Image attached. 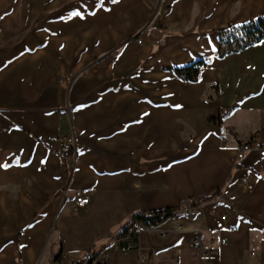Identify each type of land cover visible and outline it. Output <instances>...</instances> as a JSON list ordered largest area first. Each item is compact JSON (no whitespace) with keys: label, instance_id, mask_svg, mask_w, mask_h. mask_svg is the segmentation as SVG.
<instances>
[{"label":"crops","instance_id":"obj_1","mask_svg":"<svg viewBox=\"0 0 264 264\" xmlns=\"http://www.w3.org/2000/svg\"><path fill=\"white\" fill-rule=\"evenodd\" d=\"M261 15L264 0H0V264H264V157L235 167L223 147L226 131L264 142V41L218 57L221 30ZM199 61L197 82L176 75Z\"/></svg>","mask_w":264,"mask_h":264},{"label":"trees","instance_id":"obj_2","mask_svg":"<svg viewBox=\"0 0 264 264\" xmlns=\"http://www.w3.org/2000/svg\"><path fill=\"white\" fill-rule=\"evenodd\" d=\"M262 41H264V15L249 21L247 24L228 27L221 30L218 57L220 60H223L230 55L247 50L248 48ZM203 65L204 62L199 61L185 68L177 69L175 70V73L181 80L185 82H197ZM219 196L220 192H216L213 196L205 198L200 203L189 206L188 212H191L197 207L202 206L204 203L215 200ZM183 210L184 207L169 208L154 212L138 211L130 217L124 228L118 232L116 238H124L138 224L143 230L152 226H158L170 218L176 216ZM96 257L97 256L91 257L90 264H92L97 259Z\"/></svg>","mask_w":264,"mask_h":264},{"label":"built area","instance_id":"obj_3","mask_svg":"<svg viewBox=\"0 0 264 264\" xmlns=\"http://www.w3.org/2000/svg\"><path fill=\"white\" fill-rule=\"evenodd\" d=\"M139 43L141 44L142 41L139 40ZM223 140L226 143V148H233L236 153H237V160L236 163L239 164V166L242 164H245L248 156L250 154H258L260 157H264V142L258 140V139H253L250 142H246V143H241L238 142L237 140H235V138L229 134V133H224L223 134ZM53 141L56 142L59 146V150L61 153H66L67 151H69L72 146L76 145V139L75 137L71 136V137H67L66 139H61L60 137H55L53 138ZM252 182L251 176L247 175L245 177L242 178V183L244 185H250ZM90 197L82 194L80 196H78L75 199V207L76 208H81L83 206H86L90 203ZM185 212H188V208H186L184 210ZM149 229L153 230L155 229V226L150 227ZM142 228L141 227H134L127 236L124 237V240H130V239H135L138 238L139 235L142 232ZM222 243L224 245L227 244V240L224 239L222 241ZM192 248L197 252V253H201L204 254L206 256H216V253L214 250H209L206 249L202 243V238L200 235L196 236L193 240L192 243ZM111 258V254L108 250H105L104 252H102L97 259L92 263V264H108L109 260Z\"/></svg>","mask_w":264,"mask_h":264},{"label":"rangeland","instance_id":"obj_4","mask_svg":"<svg viewBox=\"0 0 264 264\" xmlns=\"http://www.w3.org/2000/svg\"><path fill=\"white\" fill-rule=\"evenodd\" d=\"M161 25H160V23H158V27H160ZM137 39V43L138 44H140L139 43V40H141L142 41V39L141 38H136ZM142 43H143V41H142ZM141 43V44H142ZM158 44L160 43L159 41L157 42ZM67 77H69L68 79H72V78H74V75H68ZM68 82H70V81H68ZM224 133H229V134H231L234 138H235V140H237L238 142H241V143H246V142H250L251 140H253V139H257V137H252L251 139H249V140H246V141H241V140H239L237 137H235L234 136V133L233 132H231V131H226V132H224ZM55 137H60V136H53V138H55ZM68 137H71V136H68ZM75 137V136H74ZM53 138H52V141H53ZM67 138V137H66ZM65 138V139H66ZM62 139V138H61ZM76 139V138H75ZM258 140H260V139H258ZM261 141V140H260ZM54 142V141H53ZM56 143V142H55ZM57 144V143H56ZM59 146V145H58ZM223 147L224 148H226V143L224 142V140H223ZM226 149H228V148H226ZM229 149H233V148H229ZM228 149V150H229ZM234 150V149H233ZM236 152V151H235ZM251 155V154H250ZM236 160H237V153L235 154V161H234V165H235V167H239V164H237L236 163ZM244 185V184H243ZM183 206H186V207H189V205L186 203V202H184V205ZM223 241V240H222Z\"/></svg>","mask_w":264,"mask_h":264},{"label":"snow or ice","instance_id":"obj_5","mask_svg":"<svg viewBox=\"0 0 264 264\" xmlns=\"http://www.w3.org/2000/svg\"><path fill=\"white\" fill-rule=\"evenodd\" d=\"M77 15H79V13H77ZM0 167H8L7 165H0Z\"/></svg>","mask_w":264,"mask_h":264}]
</instances>
